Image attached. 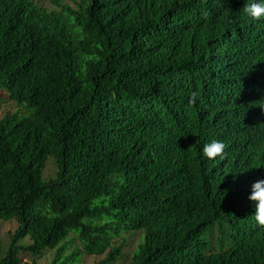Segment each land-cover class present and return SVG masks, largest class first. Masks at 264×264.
Segmentation results:
<instances>
[{"label":"trees","instance_id":"trees-1","mask_svg":"<svg viewBox=\"0 0 264 264\" xmlns=\"http://www.w3.org/2000/svg\"><path fill=\"white\" fill-rule=\"evenodd\" d=\"M0 0V218L48 264H264V18L252 0ZM264 2V0H260ZM199 90L204 122L190 117ZM252 106L253 109H250ZM219 140L225 156L208 159ZM54 177L42 179L46 156ZM79 245L62 253L73 243ZM114 238H120L113 244ZM24 264H37L30 258Z\"/></svg>","mask_w":264,"mask_h":264},{"label":"rangeland","instance_id":"rangeland-1","mask_svg":"<svg viewBox=\"0 0 264 264\" xmlns=\"http://www.w3.org/2000/svg\"><path fill=\"white\" fill-rule=\"evenodd\" d=\"M35 3L41 5V7L49 10L51 8L58 9V6H54L49 0H33ZM61 2L67 3L69 5H73L74 0H61ZM31 111L30 107L24 106V103H16L13 100H10L6 97L5 93L0 90V118L4 114H10L12 112L17 113L18 115H27ZM56 163L53 157L50 155L46 156L45 166L42 170L41 177L42 179H48L54 177L56 171ZM17 226V221L14 217L11 218H0V256L4 254L7 247L11 244V235L14 232ZM69 236L73 237V243L68 244L67 248L62 251V253H66L74 246H78L79 242L72 233ZM124 238V244L121 246L120 254L112 261L107 264H129V253L130 250L135 246L138 242L141 231H134L130 233L122 234ZM120 238H114L112 240L113 244H118ZM30 242L28 236H23L15 240L16 250L15 255L20 258L21 264L27 262L30 258H34L37 264H48L52 255V249L44 248L40 254H32L29 253L25 248V246ZM102 255L98 254H84L80 253L77 255L75 263L76 264H93L97 259L99 260Z\"/></svg>","mask_w":264,"mask_h":264},{"label":"clouds","instance_id":"clouds-1","mask_svg":"<svg viewBox=\"0 0 264 264\" xmlns=\"http://www.w3.org/2000/svg\"><path fill=\"white\" fill-rule=\"evenodd\" d=\"M244 11L254 20L264 18V2L252 0L251 3L245 5ZM199 98V90L190 93L189 104L191 105L189 107V113L191 118L198 120L202 125L204 122V116L202 114L203 105L200 101L198 102ZM255 103V106H264V101L256 100ZM250 109H253L252 106ZM226 147L227 145L224 142L213 140L204 145L202 152L203 155L210 160L218 156L223 159ZM251 189L248 198L255 202V220L259 226L264 227V179L254 181L251 185Z\"/></svg>","mask_w":264,"mask_h":264}]
</instances>
